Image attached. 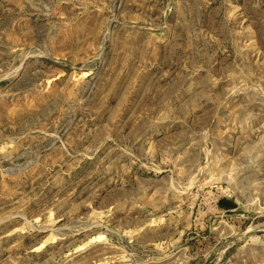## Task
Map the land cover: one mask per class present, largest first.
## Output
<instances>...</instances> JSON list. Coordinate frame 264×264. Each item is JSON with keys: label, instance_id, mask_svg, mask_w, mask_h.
I'll list each match as a JSON object with an SVG mask.
<instances>
[{"label": "rangeland", "instance_id": "1", "mask_svg": "<svg viewBox=\"0 0 264 264\" xmlns=\"http://www.w3.org/2000/svg\"><path fill=\"white\" fill-rule=\"evenodd\" d=\"M0 264H264V0H0Z\"/></svg>", "mask_w": 264, "mask_h": 264}, {"label": "trees", "instance_id": "2", "mask_svg": "<svg viewBox=\"0 0 264 264\" xmlns=\"http://www.w3.org/2000/svg\"><path fill=\"white\" fill-rule=\"evenodd\" d=\"M219 203H221V200H219Z\"/></svg>", "mask_w": 264, "mask_h": 264}, {"label": "bare ground", "instance_id": "3", "mask_svg": "<svg viewBox=\"0 0 264 264\" xmlns=\"http://www.w3.org/2000/svg\"><path fill=\"white\" fill-rule=\"evenodd\" d=\"M218 172V171H217ZM227 175V174H226ZM220 176H222V175H220Z\"/></svg>", "mask_w": 264, "mask_h": 264}]
</instances>
